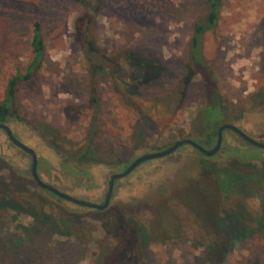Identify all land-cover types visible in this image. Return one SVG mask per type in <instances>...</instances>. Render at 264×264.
Masks as SVG:
<instances>
[{
  "label": "rangeland",
  "instance_id": "rangeland-1",
  "mask_svg": "<svg viewBox=\"0 0 264 264\" xmlns=\"http://www.w3.org/2000/svg\"><path fill=\"white\" fill-rule=\"evenodd\" d=\"M203 14V0H0V99L6 80L15 72L24 74L31 60L29 26L33 21L40 24L42 57L29 80L17 84L11 107L22 122L12 118L7 125L15 138L36 154L37 175L43 183L100 204L110 175L120 172V165L125 167L141 154L168 147L169 130L180 136V132L187 134L192 129L191 119L204 96L200 76L188 81L183 104L170 124L156 120L152 110L148 119L139 121L136 141L131 137L137 118L111 93L110 86L125 79L123 51L132 50L137 57L156 61L162 68L153 83L141 88V94L166 95L180 81L191 25ZM200 52L226 105L237 104L254 92L264 82V0H222L216 25L202 36ZM100 55L109 64L113 62L114 75L91 69L95 62L92 57ZM93 118L97 127L96 162H83L88 172L85 177L58 170L60 158L64 159L61 152L77 148ZM37 122L59 133L58 146L40 136L34 125ZM230 123L264 143V106L248 110L240 121ZM63 139L73 144L71 148ZM223 140L241 151L231 178L236 181L238 194H227L226 201L235 202L237 196L246 211L255 214L262 209L259 197L264 191L260 184L264 179V150L244 143L228 130L223 132ZM219 155L201 162L199 155L184 145L169 156L143 162L115 182L103 213L121 206L146 208L150 202L166 200L184 182L196 180L199 171L205 178L214 179L215 171L231 162ZM29 170V159L0 131V200L9 198L22 206L27 200H35L52 221L47 236L31 243L25 232L34 227L30 215L0 211V264H23L25 257L30 261L27 252L31 247L39 250L32 258L34 264H90L94 243L105 240L99 222L90 217L95 210L44 194L32 183ZM243 176L252 178V190L241 189ZM205 193L198 183L186 193L190 203L202 212ZM222 212L224 220L217 219L222 228L234 220L230 214L237 219L241 214L234 206ZM58 217L72 219L65 230L68 235L58 233L64 230ZM75 232L76 239L72 236ZM201 251L177 238L149 246L143 264H194ZM222 264H264V231L250 232L232 244Z\"/></svg>",
  "mask_w": 264,
  "mask_h": 264
},
{
  "label": "trees",
  "instance_id": "trees-1",
  "mask_svg": "<svg viewBox=\"0 0 264 264\" xmlns=\"http://www.w3.org/2000/svg\"><path fill=\"white\" fill-rule=\"evenodd\" d=\"M203 2V17L191 25L187 59L184 63L180 81L175 82L166 95L150 97L143 96L140 92L141 88L153 83L152 81L160 76L162 69L160 64L156 61L137 57L132 50L123 51V60L126 66V70H123L126 74L125 79L114 82L110 89L122 105L133 112V115L137 118L131 137L133 140L140 135L139 121L148 119L152 110L156 112V120L170 124L183 104L188 81L195 75L200 76V79L203 80L204 96L202 105L192 117V129L187 134L180 132V136H176L172 131H168L166 138L169 146L178 141V138H181V140L190 139L203 148L209 149L215 144L216 131L220 125L229 124L230 121H240L244 112L264 106V82L237 104L226 105L223 102L216 88L211 67L206 63L200 52L202 36L216 25L222 0H203ZM29 33L31 60L26 66L24 74L21 75L15 72L6 80L4 96L0 99V124L8 123L12 118L22 122V119L17 117L11 110L17 84L29 80L33 69L40 62L43 50L40 24L38 22L33 21L30 23ZM92 58L95 61L91 68L94 72L99 70L110 76L114 75L113 62L109 64L107 58L102 55L97 59ZM91 97V100L95 102L93 93H91ZM141 104L147 106L141 107ZM94 122L93 118L90 121V127L82 134L75 150L61 152L64 159L60 158L58 170L83 177L87 175V170L82 167L83 162H96L98 158L97 127ZM34 125L40 136L47 137L51 140L49 141L50 144L58 146L56 140L60 136H58L59 133L55 129L39 122ZM223 132L221 133L220 151L218 153L220 159H229L231 162L226 167L216 170L214 179L205 178V173L199 171L196 180L184 182L172 197L150 202L146 208L134 206L129 209L130 207L121 206L105 213L95 210L90 217L99 222L105 240L94 243L93 252L89 255L90 264H143L144 253L149 246L163 244L177 238L185 240L191 247L202 250L201 254L195 258L194 264H222L232 244L237 243L250 232L264 231V191L259 197L262 209L252 215L246 211L237 196L235 202L229 203L226 201L228 199L227 194H238L235 187L236 181L231 180V178L235 175V158L240 155L241 151L225 143ZM230 133L240 139L233 132ZM63 141L68 144L69 148L73 145L67 140L63 139ZM191 149L199 155L201 162L205 161V156L193 148ZM125 167L120 165L118 170L122 171ZM221 178L223 180H220ZM209 181H211V184L207 183ZM240 181L244 183L241 187L243 191L254 188L251 177L243 176ZM196 183L199 186L202 185L204 192H207V194L205 193L206 204L202 208L205 212L198 209L195 204H191L186 194ZM226 183L227 187H225ZM260 184L263 186L262 190H264V179L260 180ZM212 190L215 191L216 195L211 193ZM227 206L239 208L241 214L238 219L237 215L230 214L234 217V220L226 222L225 227L222 228L217 224V219L221 217L218 222L224 220L226 216L222 211ZM40 207L41 205L35 200H27L24 206L20 202L9 198L0 200V211L11 210L15 213H25L33 219L35 222L34 227L25 230L31 243L39 238L46 237L48 227H52V221L42 213ZM64 214L67 215L66 212ZM58 222L59 226L62 229L64 228L58 233L68 235L69 232L65 233V230L72 219L58 217ZM214 224H217V227H214ZM72 236L76 239L77 232ZM27 253L30 255V261L29 257H25L22 260L23 264H34L35 261L32 258L39 253V250L31 247Z\"/></svg>",
  "mask_w": 264,
  "mask_h": 264
},
{
  "label": "water",
  "instance_id": "water-1",
  "mask_svg": "<svg viewBox=\"0 0 264 264\" xmlns=\"http://www.w3.org/2000/svg\"><path fill=\"white\" fill-rule=\"evenodd\" d=\"M0 129L5 132L8 140L14 146H16L17 148L22 150L24 153H27L30 155V157H31V176H32L33 181L37 184V186L40 189L45 190L47 192H50L52 195L56 196L60 200H64L66 202H69L71 204H74V205H77V206H80L83 208L94 209V210H104L105 208H107V206L109 204V200L111 198V193H112L114 181L126 177L138 165H140L143 162L169 156L174 151H176L179 147L184 146V145L190 146L191 148H193L194 150H196L198 153L202 154L205 157L214 156L219 150L220 143H221V132L224 130L231 131L234 134H236L238 137H240L247 144H249V145H251L257 149L264 150V143L259 142L253 138H250L243 131H241L238 127H236L232 124H222L217 128L216 141H215L214 146L211 149H205L190 139H183V140H178V141L172 143L169 147L162 149L160 151L148 152V153H144V154L137 156L122 171H120L118 173H114L110 176L104 200L101 204H96V203H92V202H88L85 200H80V199H76L74 197H71V196L64 194V193L54 189L53 187L41 182L38 179L36 172H35L36 157H35L34 152L31 149H29L28 147L22 145L16 139H14L7 126L0 124Z\"/></svg>",
  "mask_w": 264,
  "mask_h": 264
},
{
  "label": "flooded vegetation",
  "instance_id": "flooded-vegetation-1",
  "mask_svg": "<svg viewBox=\"0 0 264 264\" xmlns=\"http://www.w3.org/2000/svg\"><path fill=\"white\" fill-rule=\"evenodd\" d=\"M9 123V122H8ZM8 123H6V124H2V125H5V126H7L8 128H9V130H10V132H11V135L13 136V138L14 139H16L15 137H16V135L12 132V130L10 129V127L7 125ZM233 125V124H232ZM235 126V125H234ZM236 127H238V126H236ZM239 129H240V127H239ZM241 131H243L242 129H240ZM0 131L1 132H3V134L5 135V137H6V139H7V141L9 142V144L14 148V149H16V150H19V151H21L28 159H29V164H30V170H29V172H30V175H31V157H30V155L29 154H27V153H24L22 150H20L19 148H17L16 146H14L9 140H8V138H7V136H6V134H5V132L3 131V130H1L0 129ZM225 131V130H224ZM223 132V131H222ZM221 132V133H222ZM231 132V131H230ZM244 132V131H243ZM245 133V132H244ZM246 134V133H245ZM247 135V134H246ZM248 136V135H247ZM250 137V136H249ZM240 138V137H239ZM251 138V137H250ZM241 139V138H240ZM17 140V139H16ZM242 140V139H241ZM18 141V140H17ZM19 142V141H18ZM244 142V141H243ZM22 145H24V146H26L25 144H23L22 142H20ZM221 144V143H220ZM26 147H28V146H26ZM190 147V146H189ZM29 149H31L30 147H28ZM212 148V147H211ZM210 148V149H211ZM32 150V149H31ZM33 151V150H32ZM220 151V147H219V150H218V152ZM34 152V151H33ZM217 152V153H218ZM216 153V154H217ZM35 154V153H34ZM35 157H36V154H35ZM38 166H39V162H38V159H37V157H36V166H35V172H36V175H37V169H38ZM112 175V174H111ZM110 175V176H111ZM37 177H38V179H39V176L37 175ZM31 178H32V176H31ZM110 178V177H109ZM40 180V179H39ZM41 181V180H40ZM108 181H109V179H108ZM117 181V180H116ZM116 181H114V183H113V189H112V193H111V198H112V194H113V190H114V187H115V182ZM42 182V181H41ZM32 183H34L36 186H37V184L33 181V179H32ZM47 185H49V184H47ZM107 185H108V183H107ZM49 186H51V185H49ZM38 187V186H37ZM51 187H53V186H51ZM39 188V187H38ZM54 188V187H53ZM40 189V188H39ZM54 189H56V188H54ZM107 189V188H106ZM44 194H47L48 196H53V197H55L57 200H60V199H58L56 196H54V195H52L50 192H47V191H45V190H42V189H40ZM57 190V189H56ZM59 191V190H58ZM61 192V191H60ZM62 193H64V192H62ZM106 193V192H105ZM64 194H66V193H64ZM68 195V194H67ZM69 196H71V195H69ZM71 197H73V196H71ZM105 197V196H104ZM75 198V197H74ZM111 198H110V200H111ZM76 199H78V198H76ZM80 200H82V199H80ZM104 200V199H103ZM110 200H109V202H110ZM60 201H64V200H60ZM89 202V201H88ZM103 202V201H102ZM101 202V203H102ZM69 203V202H68ZM100 203V204H101ZM74 205V204H73ZM77 206V205H76ZM108 206H109V204H108ZM107 206V207H108ZM80 207V206H79ZM107 208H105L104 210H106ZM94 210V209H93ZM104 210H98V211H104Z\"/></svg>",
  "mask_w": 264,
  "mask_h": 264
}]
</instances>
